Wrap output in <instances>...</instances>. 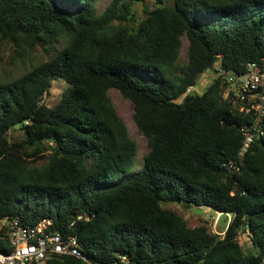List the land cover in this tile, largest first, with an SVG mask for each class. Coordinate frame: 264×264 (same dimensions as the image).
<instances>
[{
  "label": "trees",
  "instance_id": "1",
  "mask_svg": "<svg viewBox=\"0 0 264 264\" xmlns=\"http://www.w3.org/2000/svg\"><path fill=\"white\" fill-rule=\"evenodd\" d=\"M96 2L0 0V45L29 60L0 80V221L49 220L91 264H264V120L239 171H228L252 117L224 97L217 76L264 70V0H152L151 9L111 0L99 14ZM208 70L215 80L192 95ZM55 82L65 88L49 106ZM112 90L146 139L139 165ZM170 204L231 220L217 234L190 228Z\"/></svg>",
  "mask_w": 264,
  "mask_h": 264
},
{
  "label": "built area",
  "instance_id": "2",
  "mask_svg": "<svg viewBox=\"0 0 264 264\" xmlns=\"http://www.w3.org/2000/svg\"><path fill=\"white\" fill-rule=\"evenodd\" d=\"M217 76L226 82L225 98L230 99L240 113L252 117V124L241 130L243 143L237 161L225 165L228 171L238 172L255 136L263 133L264 70L256 64H248L245 74L233 75L221 69ZM50 227L49 220H42L33 226H25L16 219L0 221V229L5 228L6 231L8 247L6 252L0 251V264H44L55 256H69L81 260L83 264H91L74 236H62ZM119 260L121 264H130L125 256H119Z\"/></svg>",
  "mask_w": 264,
  "mask_h": 264
},
{
  "label": "rangeland",
  "instance_id": "3",
  "mask_svg": "<svg viewBox=\"0 0 264 264\" xmlns=\"http://www.w3.org/2000/svg\"><path fill=\"white\" fill-rule=\"evenodd\" d=\"M111 0H97L95 4L94 11L96 13H101L109 4ZM144 3L147 7V9H151L153 7L152 0H144ZM134 10L141 15V7L139 4H136L134 7ZM186 40L183 39L182 49L180 53V62L185 63L186 58ZM41 52L40 54H36L35 58H41ZM29 65V60L26 58H17L16 55H14L12 52L9 51V47L5 44L0 45V80H4L5 78L10 77H17L22 71L23 68H26ZM216 78L215 71L208 70L206 73H204L198 80L196 86L191 89V94H202L204 89L209 86ZM65 88V84L63 82H55L52 85V88L50 90L49 96L46 98V103L49 106H53L57 103L59 100V97ZM226 87L224 88V93L226 91ZM109 96L111 98V101L113 105L116 108V111L118 115L122 118L129 136L131 139H133L138 148V156H137V162L138 165L142 161V156L147 152V146H146V139L144 136H142L139 131L137 130L135 124L132 120V107L131 104L128 101H125L121 98L120 94L117 91H110ZM225 97V95H224ZM180 100H177L176 102H179ZM15 135H18L19 132L14 133ZM139 170V166L135 169H130L128 171L129 174H132L133 172ZM121 177H116L115 179L107 181L109 185L116 183ZM125 179H123L124 181ZM167 207L173 211H175L178 215H180L183 219H185L187 226L190 228H195L200 225H205L211 233H222L227 225L228 222H230V217H224L223 215H217L213 214V212L208 208H189L187 210L183 209L180 206L177 205H167ZM222 235V234H221ZM239 244L242 245L244 248L248 247V240L244 234H241L238 238Z\"/></svg>",
  "mask_w": 264,
  "mask_h": 264
}]
</instances>
